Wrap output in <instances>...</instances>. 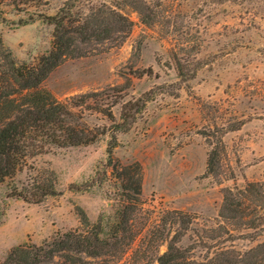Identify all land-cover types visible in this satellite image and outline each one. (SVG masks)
Returning a JSON list of instances; mask_svg holds the SVG:
<instances>
[{"label": "rangeland", "instance_id": "374dc122", "mask_svg": "<svg viewBox=\"0 0 264 264\" xmlns=\"http://www.w3.org/2000/svg\"><path fill=\"white\" fill-rule=\"evenodd\" d=\"M105 5L130 28L84 41ZM64 15L73 53L40 88L97 137L47 147L0 185V264L15 248L86 232L82 212L102 225L107 255L63 253L58 264H158L172 242L199 264H264V0H6L2 46L36 66L54 47L50 18ZM113 146L119 171L142 168L138 203L109 162ZM47 181L56 195L11 196Z\"/></svg>", "mask_w": 264, "mask_h": 264}, {"label": "trees", "instance_id": "16d2710c", "mask_svg": "<svg viewBox=\"0 0 264 264\" xmlns=\"http://www.w3.org/2000/svg\"><path fill=\"white\" fill-rule=\"evenodd\" d=\"M3 1L6 0H0V3ZM101 14V16H92L82 26L80 33L84 36V41L92 37L107 39L113 31L130 28L131 24L123 14L106 5ZM65 15L60 18L57 16L50 18L57 21L54 47L51 53L41 58L36 66L18 64L13 53L4 49L0 38V185L16 176L27 158L44 153L47 147H77L96 140L97 136L86 127L80 115L40 88L60 61L73 53L70 47L74 41L65 29ZM142 19L146 24L152 23L149 16H142ZM113 27H116V30ZM114 147L108 151L109 162L123 182L127 180L124 187L133 191L134 200L138 203L142 195V168L135 163L119 171L118 166L113 164ZM217 157L215 150L209 156L210 173L214 171ZM131 170L134 176L128 178L130 177L128 171ZM53 195H56L54 184L52 181H47V184L33 185L26 195L16 190L11 196L41 201L42 198ZM231 196L232 191L228 190L222 207V217H227L225 212L232 211ZM129 199L133 201L132 196ZM82 224L88 229L86 232L67 233L52 243L40 247L15 248L2 264H58L55 259L64 257L63 253L85 255L92 259L107 255L105 251L109 244L101 237L102 225H91L84 212H82ZM175 243L168 245L167 251L158 258V264H199L195 260H188L185 250L178 248ZM216 260L217 257L210 258L207 263L201 264H215ZM71 264L89 263L77 259Z\"/></svg>", "mask_w": 264, "mask_h": 264}]
</instances>
